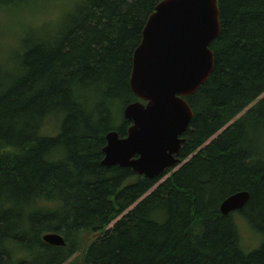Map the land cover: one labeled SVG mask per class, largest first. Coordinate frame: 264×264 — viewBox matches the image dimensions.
Wrapping results in <instances>:
<instances>
[{"label":"trees","instance_id":"trees-1","mask_svg":"<svg viewBox=\"0 0 264 264\" xmlns=\"http://www.w3.org/2000/svg\"><path fill=\"white\" fill-rule=\"evenodd\" d=\"M160 1L75 0L38 30L22 19L37 3L0 0V38L21 32L15 56L0 45V264H264V0H217L182 165L154 180L101 165L105 136L131 125L133 52ZM242 191L245 207L222 216Z\"/></svg>","mask_w":264,"mask_h":264},{"label":"water","instance_id":"water-1","mask_svg":"<svg viewBox=\"0 0 264 264\" xmlns=\"http://www.w3.org/2000/svg\"><path fill=\"white\" fill-rule=\"evenodd\" d=\"M217 0H162L149 16L133 52L129 88L138 100L123 109L131 125L125 137L105 136L101 165L130 169L148 180L161 178L182 165L179 155L194 114L186 99L196 94L213 73L211 44L220 37ZM245 191L227 197L222 216L241 211ZM44 243L64 247L59 234Z\"/></svg>","mask_w":264,"mask_h":264},{"label":"rangeland","instance_id":"rangeland-1","mask_svg":"<svg viewBox=\"0 0 264 264\" xmlns=\"http://www.w3.org/2000/svg\"><path fill=\"white\" fill-rule=\"evenodd\" d=\"M73 1L75 0H46L42 2H37L36 0H28L29 3L37 4H35L34 10L30 14L23 15L22 19L24 21H27L29 26L37 28L38 30V27L44 26L47 23L53 22L56 24L57 20L62 16L63 12L70 7ZM20 35L21 32L19 29H17V31H12L11 33L8 32L6 34H2V37L0 38V45L2 43L1 48L4 50L3 53L6 52L8 57L15 56V50L17 47H19L20 43H17V47L15 45L16 48L14 47L15 49L12 52H9V49L12 48L13 44H15V41L20 37ZM50 123L51 122H49L47 126H51ZM45 132L51 136H55L58 133V131H56V129L53 130V128H48V130H45ZM237 221L239 231L242 235V248L246 253L252 252L253 250L258 248V246H256L254 236L249 231V228L245 224L244 220L238 217ZM113 225L114 224H112L110 228H112ZM79 256V254L76 255L67 264H71V262L74 259L76 260V258H78Z\"/></svg>","mask_w":264,"mask_h":264}]
</instances>
